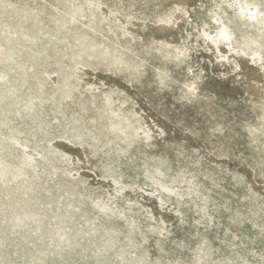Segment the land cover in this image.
Here are the masks:
<instances>
[{
    "label": "rangeland",
    "instance_id": "rangeland-1",
    "mask_svg": "<svg viewBox=\"0 0 264 264\" xmlns=\"http://www.w3.org/2000/svg\"><path fill=\"white\" fill-rule=\"evenodd\" d=\"M91 1L104 12L92 17L91 28L80 25L81 31L57 32L51 19H68L75 7L84 9L79 19L89 23ZM0 3L6 7L0 19L11 31L22 33L25 17L30 16L51 27L59 38L43 52L33 45V57L22 55L21 65L0 61V139L16 138L37 158L33 171L26 165V150L0 140V159L9 167L5 179L13 180V174L21 172L42 198L30 201L28 195L14 192L10 182L0 180V264H123L124 251L145 256L146 264H264V65L243 56L236 66L233 57L227 62L218 51H208L201 34L215 0ZM177 5L188 8V18L166 26L160 19ZM128 19L135 37L125 40L116 25ZM161 42L187 44L190 55L182 63L170 59L163 55ZM83 44L100 52L108 48L122 63L114 64L102 55H75ZM34 65L49 72L47 99ZM72 67L81 70L75 73ZM66 74L74 94L59 100L51 89ZM106 95L120 112L137 113L142 127L153 136L152 144L128 146L112 133L105 136L110 123ZM31 98L36 107L28 111ZM74 127L87 128L106 145L98 152L88 144L71 145L66 138ZM53 145L70 161L48 153L47 147ZM111 169L123 174L136 191L116 192ZM156 169L169 185L194 188L197 205L178 206L175 201L161 205L147 195L152 186L145 172ZM72 178L83 180L75 196L83 202L68 207L63 204L69 193L60 189L59 182ZM60 194L62 224L74 244L65 247L61 256L49 249L60 210L43 203L45 198L57 200ZM100 203L108 205L107 214L96 207ZM126 218L135 221L138 230L131 233ZM21 219L24 222L18 226ZM158 226L164 228L163 234L155 231ZM205 250L210 254L205 255Z\"/></svg>",
    "mask_w": 264,
    "mask_h": 264
},
{
    "label": "bare ground",
    "instance_id": "bare-ground-1",
    "mask_svg": "<svg viewBox=\"0 0 264 264\" xmlns=\"http://www.w3.org/2000/svg\"><path fill=\"white\" fill-rule=\"evenodd\" d=\"M88 6L91 10V17L89 23L81 22V20L79 19L81 16V12L84 11L82 7H75L72 12L69 13L68 19H51V22H53L55 28L57 29V32L66 34L71 31H81L82 29L80 28H82V26H87L88 28H91L92 17L97 15L101 17L102 15H104V12L103 9H100V4L95 3L93 1H91ZM5 12V4L0 3V14H5ZM188 14V8H186L185 6L177 5L176 8L172 9L167 18L160 19V21L165 22L166 26H168V24L171 22L174 25L178 20L183 21L185 18H188ZM106 18V16L103 17V19ZM207 18L208 21L204 22V26L202 28L201 39L202 42L204 41L206 43L209 52L214 54L215 51H218L219 55L223 57V60L227 62H230L231 57H233V62L236 64V66H239L237 59L244 58L243 56L247 57L249 61L253 60L255 63L260 61L261 64L264 65V0H215L214 7L208 10ZM25 20L27 22V25L25 26L24 31L19 34L17 31H11L10 25L3 24L2 22L4 21L0 19V61L3 59H7L9 62H13L19 65V58L22 57V55L27 54L30 57H33V45L40 47L43 52L46 51L47 44L51 43L53 40L55 41L59 39L55 36V34L51 33V27L45 26L41 23V21H38L30 16L25 17ZM131 24H133L131 19H128L125 22L120 21L116 25V29H119L120 31V36L123 35L125 40L128 39V36L131 38L135 37L134 32H132L129 27V25ZM96 26H94V29H97ZM160 44L163 49V55H167L170 59L177 60L180 63L185 62L188 58V55H190V48L187 44L179 45L177 43L171 44L169 42H161ZM74 54L79 57L81 55H87L88 57H97L98 55H102L104 56V58H110V62H113L114 64L122 63V61L119 62L117 57L113 56L112 52L108 48L100 52L91 44H83V46H81V48ZM36 65H41V63L37 62ZM36 65L33 66V73L38 80L41 93L43 94V98L47 99V94L44 93V89L47 86L49 72L47 70H38L36 68ZM69 69H74L75 73H77V70H81L77 67H72ZM57 93L59 95V100H62L63 98L73 97L74 89L70 81V74H66L65 78H63L61 83H58L55 88L52 87L51 95L54 96ZM191 94H194V89H192ZM93 97H95L94 94ZM33 100L34 99L31 98L28 101V103L26 104V110L32 111L33 109H35L36 105ZM40 102L43 103V99H40ZM104 106L107 107V110H109L108 119L110 120V123L107 125L108 131L105 136L108 137V134L112 133L115 139L122 140L128 146L133 144L134 142L144 143L146 145H150L153 143L152 134L142 127L139 119L136 116V112L134 115H128L126 113V110L120 112V107L119 109L115 108L114 100L111 98L110 95L105 96ZM74 129V132L70 133V136L66 138L71 145L76 143H79L80 145L88 144L89 146L91 145L93 149L97 152L101 151L102 148L106 145V143L102 142L99 137L91 135L87 128H83L80 130L74 127ZM6 140L8 141L7 143L10 147L18 149L20 151H22V149L26 150V165L30 166V168L35 171V168L37 166V158H34L32 156V154L28 150V146L13 137H6L4 140L1 141ZM89 140L93 141V143H88ZM99 142L102 143L98 145ZM46 150L48 153L51 152L55 156H59L67 162L70 161V157L67 156L68 154L58 149L54 145L52 147H47ZM38 155H40V158L43 159V161H48V158L45 154L38 153ZM10 161L12 162V160ZM111 171L112 181L116 187V192L125 193L131 190L136 191L133 184H128L123 180V174H116L113 169H111ZM8 174L9 167L5 164L4 161L0 159V180H2L7 185H9L10 182V184L12 185L11 188L15 190L14 192L28 195L27 199L30 201L34 199L36 201H40L42 199L39 195V191L36 190L35 185L29 182L25 183L26 179L22 176L21 172L13 174V180L5 179ZM162 176L163 174L159 169H156L154 171L146 170L145 178L149 181V185L152 186V192H147V195L156 198L159 203H161V205L167 204L171 201H175L178 206L190 205V202H193L194 205H197L195 200L198 195L194 188L187 187L186 189H181L180 187L169 185L162 178ZM59 183L60 189H63L65 192L69 193V199L64 201L63 205H66L68 207H74L75 202L78 201L75 196L77 195V193H79V186L83 183L82 178H72L70 179V182L60 181ZM137 188L143 189L140 186H137ZM62 196L63 194H60L57 200L45 198L43 201V203L47 205L55 206L56 210H60L59 212L56 211L58 223L54 227L55 238H51V247L49 248L52 253L60 256L64 254L63 252L65 247H72V245H74L73 241L70 238V235L64 230V225L62 224L63 214L60 212L63 209V206L59 204L60 198ZM107 206L108 205L104 203L96 204V207L99 209V211L105 214L108 213ZM203 210L205 211V208ZM119 212L122 217L125 218L126 215L123 214L122 211ZM178 212L180 214H183V211L181 210H178ZM26 215L27 214H25V217ZM35 220L37 222V219ZM19 222L20 223H17V225L21 226L24 220L21 219L19 220ZM126 222L128 229L131 233L138 230V226L134 223L135 221L131 222L126 218ZM163 230L164 228L161 226L155 228V231H157L159 234H163ZM36 235L37 237L39 236L38 233H36ZM114 241L115 240L111 238L109 243L112 244ZM208 253V250H205V255H208ZM121 261L123 264L147 263L145 256L135 255L133 257L126 251L122 252Z\"/></svg>",
    "mask_w": 264,
    "mask_h": 264
},
{
    "label": "snow or ice",
    "instance_id": "snow-or-ice-1",
    "mask_svg": "<svg viewBox=\"0 0 264 264\" xmlns=\"http://www.w3.org/2000/svg\"><path fill=\"white\" fill-rule=\"evenodd\" d=\"M222 35H223V33H222Z\"/></svg>",
    "mask_w": 264,
    "mask_h": 264
}]
</instances>
